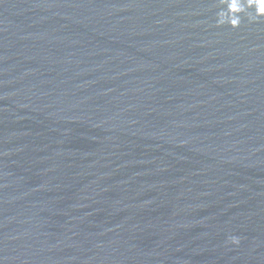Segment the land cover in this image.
Masks as SVG:
<instances>
[{"label":"water","instance_id":"95a60500","mask_svg":"<svg viewBox=\"0 0 264 264\" xmlns=\"http://www.w3.org/2000/svg\"><path fill=\"white\" fill-rule=\"evenodd\" d=\"M0 264H264V0H0Z\"/></svg>","mask_w":264,"mask_h":264}]
</instances>
